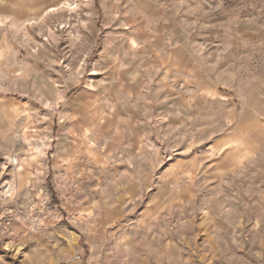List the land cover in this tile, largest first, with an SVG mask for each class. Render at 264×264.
I'll return each mask as SVG.
<instances>
[{
  "label": "clouds",
  "instance_id": "obj_1",
  "mask_svg": "<svg viewBox=\"0 0 264 264\" xmlns=\"http://www.w3.org/2000/svg\"><path fill=\"white\" fill-rule=\"evenodd\" d=\"M76 3L0 0V248L264 264V0Z\"/></svg>",
  "mask_w": 264,
  "mask_h": 264
},
{
  "label": "rangeland",
  "instance_id": "obj_2",
  "mask_svg": "<svg viewBox=\"0 0 264 264\" xmlns=\"http://www.w3.org/2000/svg\"><path fill=\"white\" fill-rule=\"evenodd\" d=\"M66 11H65V15H74L75 12L78 10V6L76 3V0H66ZM94 7L95 8H100V0H95L94 3ZM85 11H87V9H85ZM103 9H101V14L99 15V19L101 21H103L104 17H103ZM120 19L123 18H118L116 24L112 25L111 28H106L105 31H115V32H121V31H129V29H121L119 27H117V25L120 23ZM243 30V29H241ZM206 31H215L213 29H208ZM245 36L250 39V40H256V36L254 33H252L251 31L246 32ZM61 47H63V44H61ZM153 141L155 142V138H152ZM215 139V137H213L210 140H205L203 143L197 144L195 147L191 148L190 151L186 150V145H181L180 148L177 149L176 154H168V158L166 160L165 165H162V167L166 166L167 164H171L176 160H180V161H184V160H188L189 158L192 157H196L198 154L199 155H207V153L209 151H211V145L213 143V140ZM155 146L158 147L159 144L158 142H155ZM153 150V145L149 144L148 146H146L145 151L147 152H151ZM204 150V151H202ZM122 167H126V166H122ZM150 195V193H149ZM140 211L139 208L133 210L132 212L129 213L128 217H125V219L134 217L136 215V212ZM60 223H68L66 220L64 221H60ZM70 229H72L73 231H77L76 229L73 228V226L71 224L68 225ZM6 245L8 244V240L6 239L4 242ZM26 249H19L16 250V254H13V250L10 247H4V248H0V256H3L5 258V260L8 262V264H18L19 259L22 258V252L25 251Z\"/></svg>",
  "mask_w": 264,
  "mask_h": 264
}]
</instances>
